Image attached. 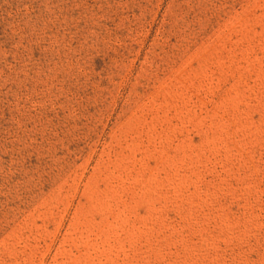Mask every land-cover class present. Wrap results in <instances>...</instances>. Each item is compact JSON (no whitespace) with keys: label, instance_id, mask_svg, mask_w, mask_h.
Instances as JSON below:
<instances>
[{"label":"rangeland","instance_id":"1","mask_svg":"<svg viewBox=\"0 0 264 264\" xmlns=\"http://www.w3.org/2000/svg\"><path fill=\"white\" fill-rule=\"evenodd\" d=\"M0 264H264V0H0Z\"/></svg>","mask_w":264,"mask_h":264}]
</instances>
